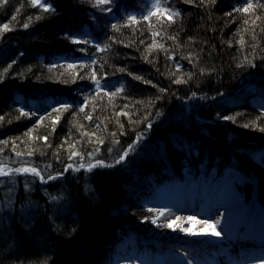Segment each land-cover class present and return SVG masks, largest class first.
<instances>
[{
	"label": "trees",
	"instance_id": "obj_1",
	"mask_svg": "<svg viewBox=\"0 0 264 264\" xmlns=\"http://www.w3.org/2000/svg\"><path fill=\"white\" fill-rule=\"evenodd\" d=\"M40 2L0 0V167L44 177L0 176V264H148L135 232L167 184L264 205V0Z\"/></svg>",
	"mask_w": 264,
	"mask_h": 264
},
{
	"label": "rangeland",
	"instance_id": "obj_2",
	"mask_svg": "<svg viewBox=\"0 0 264 264\" xmlns=\"http://www.w3.org/2000/svg\"><path fill=\"white\" fill-rule=\"evenodd\" d=\"M156 0H152L153 4ZM254 101L264 108V101L254 98ZM258 160L264 162V154L257 156ZM4 169H11L6 167H0ZM23 168V167H22ZM14 170V169H13ZM235 171L229 172V178L235 177ZM190 185V184H189ZM176 187V191L165 189L159 195L157 201H149L145 205L150 209H155L154 214H150V221L147 225H142L140 229L146 227L143 233L136 231V239L133 242L135 244L134 254L141 256V260L148 264H264V209H262L253 199L244 200L240 193L234 191L232 188L226 185H220L214 188V183H211L206 190L202 187V184H198L196 187H186L183 185L171 186ZM192 188L188 190L190 193H183L184 189ZM215 193V197L219 195H225L227 198L224 200L226 204L230 202L232 205L243 208L242 215L239 214L240 222L243 224L249 223L250 237L236 241L239 235H235L237 229L227 230L226 226L216 223L204 224L199 222L197 217H193L189 214L183 215L184 201H188L189 196L202 197L205 193ZM185 197L187 198L185 200ZM181 199V202L178 200ZM201 205V203H200ZM159 212H163L164 215H159ZM165 217H171L172 219H191L192 227L194 223L199 225L198 229L187 228L185 231H181L178 234L170 233L166 234L164 228L159 226L165 219ZM214 219V218H213ZM155 220V222H153ZM239 225V224H238ZM215 226V230L220 232L219 237L212 236L210 234H204L207 241H202L203 235H190L189 233H211L212 227ZM224 231V235H223ZM233 236V237H232ZM257 238H253V237ZM167 237H170L166 239ZM232 237V239H231ZM181 238V239H180ZM240 238V237H239ZM244 240V241H243ZM236 241V242H235ZM243 241V242H242ZM251 241H257L255 245H248ZM238 242V243H237ZM247 243L248 247L235 246L236 244ZM220 243V244H219ZM142 264V263H140Z\"/></svg>",
	"mask_w": 264,
	"mask_h": 264
},
{
	"label": "snow or ice",
	"instance_id": "obj_3",
	"mask_svg": "<svg viewBox=\"0 0 264 264\" xmlns=\"http://www.w3.org/2000/svg\"><path fill=\"white\" fill-rule=\"evenodd\" d=\"M45 2H46V0H45ZM110 2H111V0H96V5L99 6V5H102V4H108V3H110ZM185 2H187V3H192L193 0H185ZM202 2H203V0H202ZM213 2H214V0H213ZM31 3H32L33 5H37V4H39V6L42 7V8H44L45 11H48V10H49L47 7H45V4H44V3H41V2H40V0H31ZM246 4H247V6L241 8V9H239V11L248 12L249 9H251V8L253 7V5H252L251 3H247V0H246ZM153 8H154V9H158V8H160L159 0H157V2L153 4ZM154 14H155V13H154L153 11H149L148 14L145 15V16L143 17V19H144V20H148L149 17L152 16V15H154ZM160 14H161V15H165V12L162 11ZM177 15H179V13L174 12V11H167V16H168L169 19H171V18H173V17H175V16H177ZM229 15H231V14H229ZM13 19H15V17H13ZM128 20L131 21L132 23H136V22H137V21H136V18L133 17V16H129V17H128ZM245 23H247V21H245ZM23 26H24L25 28H27V27H28V24L25 23ZM113 28L116 29V28H118V26H117V25H113ZM3 29H4V30H8V25H3ZM73 42H74V43H79V41H75V40H74ZM159 46L162 47V45H159ZM68 67H69V68H73V67H75V65H73V64H69ZM121 71H122V69H121ZM81 78H83V77H81ZM90 78L93 79L97 85H99V80L96 79V74H95V73H92L91 76H90ZM137 79H139V77H137ZM176 82H177V83H180L181 81H180V80H177ZM120 91H121L120 89H117L116 93H105V95H111V96H114V95H116L117 93H119ZM69 107H71L70 104H68V103H61L59 108H54L53 110H54V111H60L61 108H63V109L66 110V109H68ZM80 110L83 111V107H81ZM21 115H27V113H25V112H21ZM87 118L90 119L91 117L89 116V117H87ZM224 119H234V118H233V117H224ZM245 127H248V125H245ZM43 139L46 140L47 138L44 137ZM101 143H102V141H101ZM97 151H98V149H97ZM16 155L19 156V155H21V154H20V153H16ZM77 155H79V154H78L77 152L73 151V152L71 153V155L69 156V159H72V157H75V156H77ZM123 159H124V156L122 155V156L120 157V159L117 160L116 162L119 163V162H120L121 160H123ZM97 166H102V167H103V166H106V165H104L103 162H101V161H97L95 164L89 162V163L87 164V169H86V170L91 171L94 167H97ZM68 167H71V165H69ZM80 167H81V168H84L85 165H84V164H81ZM65 171H67V168L65 169ZM24 173H29V174H32V175L38 176V177H40L42 180L44 179V177L41 176L40 171H38V170H37L36 168H34V167H32V168H28V167L16 168V169H14V170H13V169H4V168H0V176H7V175H9V174H12V175H15V174H24ZM47 179H48V180H52V179H55V177L49 175V176L47 177ZM149 211H152V209H149ZM159 215H164V213H163V212H159ZM178 219H179V218H178ZM153 222H155V220H153ZM217 223H219V221H217ZM168 227H172V224H169ZM209 227H212V229H213V230L211 231V233H189V234H190V235H204V234H210V235H212V236H216V237H219V236L221 235L220 232H218V231L215 230V226H209ZM181 231H185V230H184L183 228H181ZM189 264H191V262H189Z\"/></svg>",
	"mask_w": 264,
	"mask_h": 264
},
{
	"label": "bare ground",
	"instance_id": "obj_4",
	"mask_svg": "<svg viewBox=\"0 0 264 264\" xmlns=\"http://www.w3.org/2000/svg\"><path fill=\"white\" fill-rule=\"evenodd\" d=\"M244 212L243 208L238 207L236 205H232L230 204V202L228 204H226L224 207H222L220 210H218L217 215L213 216L216 217L214 221H219V225L222 226H226L227 230H232L234 231V229H239V237L238 240L241 241L244 236H248L249 235V228H251V225L249 223L245 224V223H241L240 222V218H238L239 214L242 215ZM184 215V214H183ZM186 216V214L184 215ZM194 218L196 217V215L193 216ZM202 223H204V220H200ZM199 221V222H200ZM192 222H194L191 219H175V218H169V217H165L164 221L162 223L159 224V226H162L164 228V232L167 234L170 233H174V234H178L179 232H181V228H183L185 230L186 226L187 228H195L198 229L199 225L194 223L193 225H196L195 227H192ZM169 224H172V227H168ZM239 224V225H238ZM170 237H167L166 239H168ZM181 239V238H180ZM220 244V243H219ZM235 246H238L237 244ZM252 246V245H251Z\"/></svg>",
	"mask_w": 264,
	"mask_h": 264
}]
</instances>
